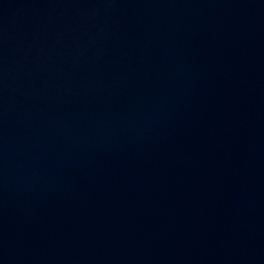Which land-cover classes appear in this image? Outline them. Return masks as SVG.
Listing matches in <instances>:
<instances>
[{
	"label": "water",
	"instance_id": "95a60500",
	"mask_svg": "<svg viewBox=\"0 0 264 264\" xmlns=\"http://www.w3.org/2000/svg\"><path fill=\"white\" fill-rule=\"evenodd\" d=\"M0 264H264V0H0Z\"/></svg>",
	"mask_w": 264,
	"mask_h": 264
}]
</instances>
